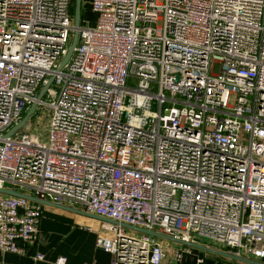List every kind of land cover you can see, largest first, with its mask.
<instances>
[{
	"label": "built area",
	"instance_id": "1",
	"mask_svg": "<svg viewBox=\"0 0 264 264\" xmlns=\"http://www.w3.org/2000/svg\"><path fill=\"white\" fill-rule=\"evenodd\" d=\"M72 5L0 0V188L119 222L96 239L111 264L165 258L121 224L264 262V0H91L61 67ZM41 218L0 192V250L26 253Z\"/></svg>",
	"mask_w": 264,
	"mask_h": 264
},
{
	"label": "crops",
	"instance_id": "2",
	"mask_svg": "<svg viewBox=\"0 0 264 264\" xmlns=\"http://www.w3.org/2000/svg\"><path fill=\"white\" fill-rule=\"evenodd\" d=\"M48 202L50 203L41 204L39 240L29 244L24 254L0 250L2 264H56V260L61 256L67 258L66 264H111V254L96 246V239L104 230L103 221L80 212H88L80 205ZM60 212L68 218L62 220ZM213 245L215 247H209L226 251L223 245L217 242ZM179 247L175 250L181 251V259H176L174 253H171L169 257L157 259L152 264H247L213 253L204 255L201 251L184 252ZM38 253L44 254L45 258H34Z\"/></svg>",
	"mask_w": 264,
	"mask_h": 264
},
{
	"label": "water",
	"instance_id": "3",
	"mask_svg": "<svg viewBox=\"0 0 264 264\" xmlns=\"http://www.w3.org/2000/svg\"><path fill=\"white\" fill-rule=\"evenodd\" d=\"M82 8H83V0H76V2H75V17H74V19H75V22H74V33H73L72 43H71V46H70L67 54L65 55V57H64V59L62 61L61 67L64 66L68 62V60L72 56V54H73V52L75 50V47H76V45L78 43L80 27H81V24H82V10H83ZM52 80L53 79L50 78L48 80V82L46 84H44V86L41 88L39 96H38L39 99L43 98V96L47 92V89L50 86ZM37 105H38V103L35 102L29 107V109L27 110V112L25 113L23 118L17 124H15L6 133L7 137L15 135V134H17V133H19V132H21V131H23V130H25L27 128L31 116L34 115L35 112H36ZM0 192L6 193V194H10V195H14V196L29 198V199L33 200L34 202H37V203H40V204L50 203L48 201L36 198L34 196H31V195H27V194H24L22 192H18V191L12 190V189H2V188H0ZM80 212H83V213L88 214V215H90L92 217L98 218V219H100L103 222L112 223V224H119V222H117V221H114V220H111V219H108V218H105V217H102V216H99V215H96V214H89L88 212H85V211H80ZM121 225L123 227H125V228H129V229H133V230H136V231H139V232H144L146 234L153 235V236H155V237H157L159 239H163V240H166V241H171V242L178 243V244L190 245L192 247L203 249L205 251L212 252V253L220 255V256H225V257H228V258L240 261V262H244V263H247V264H264L263 261H259V260H255V259H251V258H247V257H242V256H236V255H233V254H231V253H229L227 251L218 250L216 248H212V247L205 246V245H202V244H197L196 242L185 241V240H182V239H179V238H176V237H173V236H169V235H166V234H163V233H159V232H155V231H148V230H144V229H141V228H136V227L128 225V224H121Z\"/></svg>",
	"mask_w": 264,
	"mask_h": 264
},
{
	"label": "rangeland",
	"instance_id": "4",
	"mask_svg": "<svg viewBox=\"0 0 264 264\" xmlns=\"http://www.w3.org/2000/svg\"><path fill=\"white\" fill-rule=\"evenodd\" d=\"M82 9H83L82 24L83 25H86V24L94 25L96 20H97V14L92 10L91 0H83V8ZM71 43H72V41L70 42L69 48L71 46ZM219 69H220V65L216 64V66L214 68V71L218 72ZM60 214H61V218H63L62 220H64L65 218H68L67 216H64L66 214H62L61 212H60ZM102 228H103V223H102ZM126 229L128 231H131V229H129V228H126ZM102 234H104L106 236H109V233L105 229L103 230ZM161 240L163 242L162 245L164 246V249H165V252H166L165 258L169 257L171 253H174L176 251L175 249H177V247H179V246H180L179 248L182 251H184V252L201 251V252L204 253V255L212 253V252L205 251L203 249L192 247L190 245L178 244V243H174V242H171V241H166V240H163V239H161ZM196 243L197 244H202V245L210 244L209 246L215 247L213 245V243L215 244V242L212 241V240H209L207 238H199Z\"/></svg>",
	"mask_w": 264,
	"mask_h": 264
},
{
	"label": "trees",
	"instance_id": "5",
	"mask_svg": "<svg viewBox=\"0 0 264 264\" xmlns=\"http://www.w3.org/2000/svg\"><path fill=\"white\" fill-rule=\"evenodd\" d=\"M75 2H76V0H73V5H72V9H71L74 17H75ZM82 17H83V10H82Z\"/></svg>",
	"mask_w": 264,
	"mask_h": 264
}]
</instances>
